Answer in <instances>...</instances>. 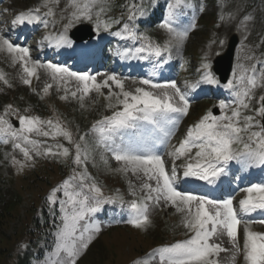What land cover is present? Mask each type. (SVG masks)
<instances>
[{
  "label": "snow or ice",
  "instance_id": "1",
  "mask_svg": "<svg viewBox=\"0 0 264 264\" xmlns=\"http://www.w3.org/2000/svg\"><path fill=\"white\" fill-rule=\"evenodd\" d=\"M96 2L97 0H70L69 6L74 10L69 15L68 23L64 25V31L55 35L47 34L43 39L48 41L50 46L53 43L56 47L70 46L72 41L67 35V30L72 27L74 20H91L93 5ZM184 2L185 0H175V3H169L165 19L160 25L177 43L182 42L188 34L187 30L177 31L173 26L175 9ZM50 3H58V0H42V3L34 8L19 11L11 21L13 28L25 23L29 25L43 23L47 27L48 20L45 17L53 15ZM126 7L127 22H124L122 29L113 35L126 34L127 39L146 43L134 50L127 49L124 53L117 54L122 57L145 59L146 57L142 55L145 52L156 57H160L163 52H170V43L166 42L161 47L153 43L149 37L138 34L134 25L130 26L129 22L145 16L146 9L142 4L132 0ZM41 8H46L47 11L41 13ZM102 11L103 9H100L96 12L97 31L102 23L105 30L111 27L109 23L100 20ZM244 19L248 20L249 17L246 16ZM113 23L119 24L121 21L115 20ZM220 43L223 45L224 41ZM0 52H7L13 64L19 63L20 80L25 85L30 86L33 77L39 79V71L43 70L58 86L67 85L70 80H75L77 91L71 93L73 98H76L79 92V99L83 100L93 90L101 93L103 88H108L109 92L105 98L110 99L115 95L116 104H108L107 107L114 110L111 115L93 122L90 131L96 136V146L110 153L112 158L121 164L116 171L125 175L131 172L142 180L139 185V198L128 202L118 194L105 197L94 181L88 182L91 177L86 171H74L72 176L54 187L47 196L48 203L55 204L58 199L57 193L61 190L65 198L59 200L61 224L55 234L56 245L52 252L55 259L49 260L46 264H76L77 258L100 231V224L92 218L93 214L99 212L102 205L115 203L117 200L121 205L128 204L130 218L127 222L137 228H144L150 223L148 213L151 205L159 206L161 202L172 205L182 214V224L187 233H190L186 239L156 248L146 254L143 260L133 261V264H150L157 255L158 264H221L220 253H229L227 264H235L236 257L241 251L244 264H264V232H256L250 228L254 222L264 224V219L259 221L246 219L253 213H264V182L251 183L242 188L241 191L245 195L239 200L237 208L232 196L215 199L206 194L179 190L177 182L181 176L176 164L178 159L184 160V163L179 165V168L183 169L184 179L195 178L209 185L217 184L222 177L228 175L229 166L233 161L241 169L264 166V123L256 119V117L264 119V95L260 97L259 107L253 110V115H243L242 111L250 109L254 90L257 87H264V68L257 73V64L251 65L250 69L240 65L242 71L238 76L234 68L233 79H229L223 85L233 91L234 99L230 102L233 105L230 114L229 104L220 101L219 116L208 110L195 124L190 125L179 144L173 145L168 152L172 158V167L169 171L165 159L157 151V146L168 144L180 118L187 114L190 104L187 92L182 91L175 81L161 84L145 78L139 80L142 86L135 87L134 90H125L124 79L115 73H105L104 79L98 81L99 74L75 72L65 65L34 60L28 47L14 43L3 34V30H0ZM201 69L200 80L188 84L189 88L194 89L200 83L220 84L209 62L202 63ZM0 80L7 84L3 73H0ZM112 85L119 89L118 93H113ZM51 87V84L45 83L42 91L47 93ZM65 91L67 93V88ZM66 98V95L61 97ZM9 114L17 117L18 128L6 119ZM254 128L259 130L253 131ZM33 134L51 138L62 136L75 148L71 162L77 166L84 165L89 158L90 149L85 142L88 133L80 135L79 141H73L72 133L58 121L54 123L52 119L45 121L38 116L20 115L12 105H6L4 113L0 114V137L4 143H8L10 138L13 148L19 149L25 160H31L32 153L37 156L65 158L70 156L68 147L62 144L47 145L44 141L32 139ZM81 142H85L83 146ZM235 145L242 146L234 147ZM53 147L58 151H53ZM13 163H19L15 157ZM104 163H108L107 159H104ZM76 180L79 183L74 184L73 181ZM129 193L133 197L137 196V188L131 181ZM241 225H243L242 250L238 238ZM224 237L227 238L229 248L223 246Z\"/></svg>",
  "mask_w": 264,
  "mask_h": 264
},
{
  "label": "rangeland",
  "instance_id": "2",
  "mask_svg": "<svg viewBox=\"0 0 264 264\" xmlns=\"http://www.w3.org/2000/svg\"><path fill=\"white\" fill-rule=\"evenodd\" d=\"M189 1L192 4L193 0H185ZM259 2H264V0H259ZM42 3V0H8L3 4H0V30H3V34L6 35L9 39H13L14 33H12V30L9 28L11 27V21L12 17H14L19 11L27 10L29 8H34L37 5H40ZM231 0H198L196 6V10L194 12L195 19H198V24H194V26L186 25V26H173L177 29V31H185L187 30V37L182 41L177 43L176 40L172 38V36L162 27H160L161 21L158 25H156V28L154 30L155 35L159 37L160 40H162L161 47L168 42L171 44V50L173 53L180 58L181 56L185 57L186 53H188V49L193 52L196 50V58H193V61L204 63L205 61L209 62L211 64L214 57L218 54H220L223 50V45H221V41L224 39V34L220 32V30L216 31L209 27V21L211 18H215L219 22H224L225 17L227 15V12L230 8ZM70 0H58V3H50L49 7L53 10V15L45 17V19L48 20V26H43V23H35L36 27H40L39 34L43 35L45 33L50 34L54 33V30L58 33H61L64 31V25L68 23L69 15L74 10L73 7L69 6ZM99 6L100 8L103 7L102 0H97L96 4L93 5V7ZM7 9V11H5ZM258 10H261V7H257ZM46 8H41V13L46 12ZM176 15H178V11L175 9ZM202 17V18H201ZM81 20L79 21H73L72 27L67 30V35L69 34V31L77 24H79ZM234 27V25H233ZM193 29L196 30V33H192ZM57 33V34H58ZM30 43H33V41H29ZM18 44V43H17ZM24 46L27 45L23 44ZM29 48V46H26ZM36 52H38V49H36ZM40 54V57L37 58L39 60H42L43 55ZM240 56L242 59L245 58V61H247L249 58L247 49L245 47H242L240 49ZM198 60V61H196ZM18 64V62L16 63ZM16 64L12 63L11 56L7 52H0V73H3L5 75L6 70L12 71L14 70ZM201 70V66H196L195 68H192V64H190L189 61L185 64V73H189V75H195L198 74ZM43 75L48 80L47 83H50L53 87V89L58 93H63L67 96V100L65 102L66 106L70 108V111H74V109H78L81 111L82 117H77V115H74L72 112H65L64 115L67 113V120L73 123L76 127H79L80 125L85 124L88 125V123L93 119H101L102 114L106 113L105 108V98H104V91H108V88H103L101 93H97L96 91H91L87 96L83 98V100L79 99L80 93H77V97L73 98L71 95L72 92L77 91V82L75 80H70L67 85L60 84L59 86L56 84V82L52 81L50 76H48L43 70ZM98 73H94L92 75H97ZM174 75V74H172ZM174 80L176 82V77L174 76ZM104 79V75H97V80L102 81ZM138 80H124L125 90H134L135 87L142 86L139 84L140 79L145 78H137ZM170 81L169 79H167ZM183 84V83H182ZM181 85L180 83L177 84ZM185 86V85H182ZM147 87V86H145ZM67 88V93L65 89ZM112 91L119 92V89L115 87V85H112ZM226 93V99L230 98L231 92L229 89H224ZM19 98H22V96H19ZM190 104L193 100H190L191 96L188 95ZM20 100V99H18ZM37 100V96L35 94H28V98L25 99L24 104L28 106H32L33 103ZM228 103L227 101H225ZM207 102H199L192 104L190 106L186 115L182 116V121L178 123L176 126L174 135L171 137V145L168 147V149L165 151L164 146L163 150L160 153L163 158L165 159L166 168L170 171L172 167L171 163V157H169L168 152L172 148L173 145L178 144L180 140L182 139V136L186 134L187 129L190 125H193L195 123L192 122L193 118L197 115V112L202 110L203 108L207 107ZM3 104L1 105V107ZM38 106L39 103H38ZM218 107V105H216ZM53 108L55 111L58 109V112L61 113L62 110L58 108V105H53ZM219 108V107H218ZM205 110V109H203ZM200 112V114L205 115V111ZM218 110V109H217ZM41 110H39L40 112ZM20 115H28L26 112H18ZM221 114L220 111L217 112V116ZM200 116L199 119L202 117ZM9 117L13 121H18L17 117L15 115L9 114ZM84 117V118H83ZM79 118H81L79 120ZM43 119V118H41ZM198 119V120H199ZM180 121V120H179ZM19 127V125H18ZM86 142V140H85ZM85 142H81L82 146ZM96 142L93 139L88 140V146L90 149V158L92 154L97 155V160L100 162H103L102 166H98L94 164V170L93 174L87 170L86 165L84 164L81 171H86L87 175L89 177H92L93 180L103 191V194L105 195H112V194H119L120 193V187L126 186L128 188L129 193V181L132 182L133 185L137 188V193L139 192V185L142 183V180L138 179L137 176H134L131 172L127 173V175L116 171V169L121 167V164L117 162L114 158H112L110 153H107L104 151V149H101L100 147H95L96 150H92L94 148V144ZM242 145H239L241 147ZM163 153V154H162ZM8 151L5 149V147L0 148V176L3 178V184L0 186L4 189L9 188L10 184H13L15 189L17 190L18 194L21 196V206H17L15 209V213L10 219H2L0 220V264H13L17 254H23L25 251H28L31 246L28 244H32L35 239L34 235V229L32 228V218L36 216L39 212V209L43 206L47 207L49 204L47 201V196L50 194L51 190L54 187H57L58 185L62 184V182L65 179H68L65 175L62 176V174L57 172V165H55V159L53 156H43V158L39 159L33 166H31L27 160H25L26 164L24 163H14V166L17 165L18 167V173H16L14 177L11 179L9 178L10 175H6L7 172H9V164L12 163L8 162ZM24 157V156H23ZM33 157H39L35 155V153H32V159ZM107 159L108 163H104V159ZM112 158V159H111ZM25 159V157H24ZM32 159L30 161H32ZM38 164L44 165L40 167V169L37 171L38 173L36 178V181L31 180V177L29 176V172L31 168H36ZM176 164L178 166V173L181 176L183 169L179 168L180 159L176 161ZM61 165H65L64 162L61 163ZM90 166H92L90 164ZM77 172L75 166L70 171L69 169L65 168L63 170V173L66 174V172L73 173ZM40 174H42L40 179ZM109 174V175H108ZM4 176V177H3ZM116 180L119 181V183L116 182ZM49 182V183H48ZM89 182V183H91ZM112 182V183H111ZM104 189H107L105 192ZM130 194V193H129ZM131 197H133L130 194ZM57 200L64 199V193L63 190L59 191L57 193ZM237 198V197H236ZM235 198V199H236ZM60 208L59 201L56 202ZM161 204L165 208L164 212H159L162 215L156 218H153L151 223L149 224L151 231L154 229L156 233H154V237L161 235L167 241L172 240L174 238H179L184 233L180 231V227L174 229V235L172 238H168L169 236H165L164 232L166 230L167 224L170 222V218L172 216H175L174 222H180L182 223V214L177 212L176 208L172 205H165L163 202ZM234 205L238 208V205L234 202ZM166 226V227H165ZM164 227V229L161 230V228ZM58 228V227H57ZM251 230L259 232H264V224L254 222L250 225ZM57 229L54 231V235L56 234ZM104 242H107L106 245L107 249H111V252H113V249L116 253L114 260L111 259L110 254H106L103 256L105 251L101 252V249L99 248L96 251L95 249L90 248L85 264H101V260L106 258L107 262L106 264H113L117 261L120 264H127L133 257L139 255V251H145L147 248H149L151 245H154L153 242L149 238H147L143 231L140 229H134V228H116L109 232V234H104L103 236ZM239 243L241 246V249L243 248V225L240 226L239 229ZM91 242V241H90ZM89 242V244H90ZM53 247L55 248L56 245V235L55 240L52 242ZM95 246V245H94ZM223 246L225 248H229L230 245L228 244L227 238H223ZM47 252V251H46ZM108 253V251H107ZM145 253V252H144ZM229 253H220V260L221 262H227ZM46 254H44V257ZM238 257V256H237ZM236 257V259H237ZM138 258H144V256H138L135 260ZM241 262H244L243 258L240 260ZM34 264H40L39 262H35ZM44 264V263H42ZM81 264H84V260L81 262ZM235 264H237V261H235Z\"/></svg>",
  "mask_w": 264,
  "mask_h": 264
},
{
  "label": "trees",
  "instance_id": "3",
  "mask_svg": "<svg viewBox=\"0 0 264 264\" xmlns=\"http://www.w3.org/2000/svg\"><path fill=\"white\" fill-rule=\"evenodd\" d=\"M105 3V7L104 10L101 12V17L100 20L103 22H107L111 25V27L108 30H105L103 27V23L101 24L100 29L103 30V32H111L113 30L116 29H122L123 27V23L127 22V16H128V8L126 7V5H128L129 3L132 2V0H103ZM135 2L137 4H142L143 7H145L146 5L149 10H147V14H150V18H148L149 22H151L154 19V15L155 17H159L162 13V9L164 4L167 2V0H155V2L153 3V0H135ZM115 20H120L121 23L116 24L113 23V21ZM143 20H146V18H144ZM154 21V20H153ZM132 23V22H129ZM139 26V30L143 31L144 30V25L143 23L138 24ZM151 28V27H150ZM149 31V34H152L151 30H146ZM148 34V35H149ZM38 84L40 83L39 81L37 82ZM55 159V165H57V172L60 174H63V166L61 165L62 162L66 161L65 157H57L54 158ZM44 165L38 164L36 166V168H31L30 172H29V176L31 177L33 175V177H31V180L36 181V176L38 173L37 171L40 169V167H42ZM42 174H40V179ZM49 183V182H48ZM21 202V198L18 196L17 193H15L12 190H7L6 192L1 193L0 191V220L2 219H10L12 218L11 215H13L15 213V209L17 208V206L19 205V203ZM43 213H44V209H43ZM46 215L40 216V218H42L45 222H43V224L46 223V225L48 226L49 223L46 222L45 219ZM47 217V216H46ZM37 225V223H36ZM38 227V226H36ZM39 231L41 229V227L39 226ZM38 236H35L34 241L38 242L39 240H45V236L46 232H37ZM103 235V233L101 234V236ZM94 249L97 251L99 248L102 251H105L103 256H105L106 254H110L111 259L115 257L116 253L113 249V252L109 253L111 251H109V249H107L106 245L108 244L107 242H104V238L101 239H97L96 243H94ZM108 251V253H107ZM99 253V250H98ZM140 254L144 253V251H139ZM29 253L28 252H24L19 258H17L16 262L14 264H26V260L29 257ZM138 257V256H137ZM135 257V258H137ZM106 258L104 257V259L101 260V264H106L107 262Z\"/></svg>",
  "mask_w": 264,
  "mask_h": 264
},
{
  "label": "water",
  "instance_id": "4",
  "mask_svg": "<svg viewBox=\"0 0 264 264\" xmlns=\"http://www.w3.org/2000/svg\"><path fill=\"white\" fill-rule=\"evenodd\" d=\"M86 26L81 25L79 27H77L74 32L78 31V30H83L85 29ZM86 36H91V33H86ZM74 37H76V35H74ZM235 45V39L232 38L230 43H229V47L228 50L226 52V54H224L222 57L218 58V61H216V68H218V72L219 73H224L225 70H229L230 66H231V56H232V51ZM264 123V121H263Z\"/></svg>",
  "mask_w": 264,
  "mask_h": 264
}]
</instances>
